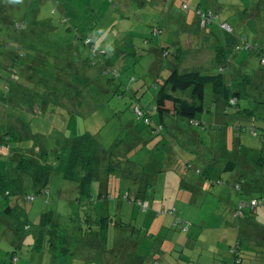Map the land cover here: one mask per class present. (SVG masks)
Returning a JSON list of instances; mask_svg holds the SVG:
<instances>
[{
  "label": "rangeland",
  "instance_id": "rangeland-1",
  "mask_svg": "<svg viewBox=\"0 0 264 264\" xmlns=\"http://www.w3.org/2000/svg\"><path fill=\"white\" fill-rule=\"evenodd\" d=\"M139 1H142L143 4L139 5ZM163 1L164 11L158 12L159 3L155 0H0V16L9 21L10 27L20 24L22 27L16 28L17 32H33L29 37V44L34 47L33 51L37 53L39 60L47 65L46 71L43 70L44 73L49 72V68L54 66L57 51L71 55V51L76 49L75 39L82 34H84V38L93 41L95 51H99L100 54L104 50L113 54V48H118L116 46L119 43L130 42V40L133 41L135 47L140 49L138 52L141 59L129 70L127 69L123 73L121 70L118 71L116 79H97L86 87V84H73L76 91L82 92L81 102L84 103V106L80 105V107L75 105L74 112L62 108L64 104L69 103L70 105L69 96H73V94L69 95V89H67L69 94L66 92L63 94L65 85L61 83L60 79H11L10 92L6 94L2 91L4 80L0 79V119L1 116L3 118V114L6 116L3 118L4 120H0V135L5 134L4 124L6 123L11 126V128L8 127L9 129L16 131V136L13 139H16L17 143L21 144L19 147L22 148L16 151L17 154L26 153L27 149H30L33 154L37 155L39 147L45 150L48 147H57L60 137L66 140L83 133H89L95 136L102 149L110 150L111 154L108 158L111 161L117 160V162H113L117 171L111 170L110 174L103 175L101 180L92 182L87 187L85 196L80 195L77 189V180L66 181L56 173L52 176L47 187L48 193L45 192L43 197H34L33 202L21 203L30 217V222L46 210L59 214V221L57 218L56 223L61 226L60 232H63L64 238L67 236L74 240L69 247L71 252L67 254L69 264H99L103 262L104 257L101 256V251L104 252V249L101 250L98 245H93V243L87 244L86 239H78L80 233L98 229L95 224L88 226V218L92 221H100L102 218L111 220V222L109 221L110 230L107 233L109 243L118 242L117 247L124 248V242H128L129 245L133 241L134 250L135 242L138 243L137 238L143 236L139 231L140 228L143 231L146 230L149 222L155 219L159 221L157 217L160 220L170 219V216L166 214L155 218L149 213H142L136 203L130 202L135 198L133 189L140 184L143 187L146 185L148 198H151L153 193L156 194L155 200H158L155 203L156 211L163 209L167 211L168 207L166 206L171 203L176 207L177 216H182L185 222L191 223L193 226L203 223H206L203 224L206 227L213 226L215 216L222 210L223 203L217 201V198L213 196L219 191L220 186H215L212 183L218 180V176L221 179H228L231 172L220 170L213 172L216 174L211 177V181L205 179L204 176L209 169L207 166L209 160L211 162L218 161L217 164L222 161L225 164L229 160L228 158L240 160L238 154H242L241 158L247 157L253 161H256L260 154L264 156V146L260 144L259 137L251 136L250 123L241 118L242 132H239L240 137L237 139L232 127L236 122V117L232 112L225 114L220 109L221 104H218L214 109L211 108V86L205 88V111L196 116V121L202 122L203 128L201 126L188 127L182 122L185 131L182 130V133L177 132L174 135L177 142L174 141L172 134H170L171 137L157 135L153 138L148 135L142 123L135 122L133 112L128 107L129 101L134 102V105L144 107L145 110L151 108L152 111L154 86L168 74L169 65H175L178 62L172 54L167 60L158 57L157 65L160 64V67L155 69V63H153L155 46L159 42L171 41L173 36L174 42H182L184 37L179 36L180 33H176L177 28H174L179 16L182 14L183 17L189 18L188 23L190 24L195 21V17L197 18L195 9L198 4L199 9L210 12L215 10L216 4L221 1L225 2L224 7H220L218 15L212 17L213 22L207 28L212 26L218 31L215 32L221 36L225 33L222 30L225 29L222 28L220 19L230 15L226 21L233 28L234 33L239 34L238 38L241 37V41L239 40L240 50L233 53L236 55L234 65L237 66L239 75L251 77L250 85H246L248 87L245 89L247 97L241 96L239 106L243 109L244 103H247L251 106V110L257 109L256 117L264 120V105H260L261 102H264V61L261 62L264 59V9L260 7V10L256 11L261 0ZM238 10L242 11L239 16L244 15L245 19L242 17L243 20H235V16H237L235 13ZM46 22L51 26L48 29L45 28ZM38 23H45L44 27ZM35 24L36 27H34ZM157 28L160 31L154 35ZM198 28L200 29V27ZM244 36L250 41V44L258 36L259 48L246 49L243 46ZM87 49L90 51L91 48L87 47ZM31 51L29 50L28 53L33 55L34 53ZM205 53L211 55V52L206 49L200 54L202 56ZM207 56L205 54L206 60ZM96 58L98 57L96 56ZM242 62L244 63L241 64ZM218 65L220 66V64ZM203 66L209 67V64L206 63ZM223 68V72L227 73V65L226 68ZM223 68L217 67L216 69L222 70ZM118 69L116 68V70ZM216 69L209 71L212 73ZM108 77L110 78V76ZM238 80H241L239 83L243 82V84L248 81V79ZM45 87L47 88L46 94H44ZM140 87V91L134 95L133 89ZM114 90L117 93L115 96ZM63 96L68 97L64 99ZM19 97L22 99L18 100ZM74 101L76 103L78 99L76 98ZM81 102L80 104H82ZM39 104L47 107L41 111L42 107H37ZM7 114L10 116L8 120H6ZM17 117H20L23 123H28V129L15 120ZM256 117L254 119L257 128L262 121L259 122ZM157 118V114L153 113L154 123ZM132 121H134V127L138 126L142 130L141 137L146 142L138 147L133 144L128 148L127 146L133 138L131 132L134 127H128L127 123H132ZM185 132H195L200 138L190 139ZM256 132L258 135L260 134L259 130ZM15 143L14 140L11 142L13 147L16 146ZM191 150L203 151L205 156L199 154L198 160L192 161L191 159L194 157L193 153L189 154ZM2 152L5 154L6 150L2 149ZM176 154L182 163L187 160L193 162V168L183 170L179 165L168 163L167 160L175 157ZM188 154L189 156L185 157ZM194 155L196 157L198 154ZM47 158L51 160L48 155ZM225 158L227 159L225 160ZM2 159L3 157L0 160V171L2 168H6L4 172H7V176L16 178L14 167L8 168L6 164L3 166ZM239 163L244 164L242 161ZM180 166L182 165L180 164ZM250 168L253 170L246 176L247 184L252 185L253 196L264 200V167L251 166ZM114 173L121 175L130 173L132 179L122 180L121 175L117 177L113 175ZM155 178L159 179L155 181ZM254 182L257 183L255 186ZM199 185L204 188L200 192L203 193V190L206 192L205 199L198 192V188H196V192L199 194L194 196L193 187ZM246 190L248 191L249 188L247 187ZM226 191L228 192L226 199L230 197L232 202L237 201L238 192L229 188H226ZM192 195L194 203L191 206H186L188 198ZM241 196L248 195L243 193ZM115 224H129L131 228H124L117 237L111 230V226ZM134 229L136 231L132 232ZM78 231L79 233L76 235ZM2 237L0 236V246H2L0 249H7L5 243L9 244L11 238L6 239L4 236L2 239ZM44 245L49 250V242ZM46 249L37 251L33 245L29 248L23 247L18 255V264H54L55 258H51L52 254ZM97 252L100 253L99 260L96 256ZM5 254L0 252V264H12L9 256L6 257ZM94 254L95 258H93ZM245 259L246 257L243 260Z\"/></svg>",
  "mask_w": 264,
  "mask_h": 264
},
{
  "label": "trees",
  "instance_id": "trees-1",
  "mask_svg": "<svg viewBox=\"0 0 264 264\" xmlns=\"http://www.w3.org/2000/svg\"><path fill=\"white\" fill-rule=\"evenodd\" d=\"M212 14L214 17L217 16L214 13ZM212 20L208 22L204 27H202V29L211 24L213 22ZM8 22L9 21H6V19H0V79H9V81L10 79H60L62 81L60 82L64 83L65 88L74 86L75 83L77 85L86 84L85 87L91 84L92 81L90 79L83 78V69L78 70L77 67H70V64L68 63V65L66 64L67 66H63V69H59L58 66L54 64V66H51L49 68V72L47 71L46 73H44V71H46L47 69V65H44L45 63H43L42 60L38 61L39 57L37 53L33 51L34 47L29 44L27 36H24L22 34L23 31H16V24L14 26H11V28ZM197 22L199 24L198 16ZM221 25L228 24L221 23ZM36 26L37 25L35 24L34 27ZM230 29V31H222L226 34V40L229 43H232V41H234L235 35L233 28L230 27ZM156 30L158 32L160 31L159 28H157ZM88 40L89 43L86 44V40L83 39L81 44L84 47L87 46L93 49V41L90 39ZM243 40V46H245L246 49L249 50V48L252 47H255L256 49L259 48V46L251 45L246 39V36L243 37ZM129 46L131 45L127 44L124 48H118L115 52V58L117 59L120 54H124L128 56V58H135L133 63L130 66H126L118 70L114 69V66L110 68H104V70L101 72V74L105 77L104 79H116L115 77H117L119 74L118 71L121 70L123 73V71L127 69L129 70L136 62H138V56H135L134 52L126 53L125 49ZM233 47H235V43L233 44ZM238 49L240 50V48ZM29 50H32L31 52H33L34 54L30 55L28 53ZM93 52L96 53V56L98 58L100 57V54H97V52L99 51ZM225 52L226 50H223V52L220 53L218 52V56L223 55V59H218L217 63H223V66H226L227 64L225 60L226 58H224L227 55ZM231 52L232 51L230 50L228 51V53ZM90 53L91 50L89 51V54ZM169 54L175 56L173 53ZM28 58L30 60L29 62ZM6 61H9V63L5 65ZM261 62L263 61L261 60ZM108 76H110V78ZM241 79H248V81L243 84V82L239 83L241 82V80L235 79L231 84H229L227 83L224 74L222 73V71L220 72V70L216 71V73H204L203 71L198 70L179 72L177 68H173L168 72V74L161 82L154 86V105L152 112L156 113L158 117L155 123L152 119L153 113L150 114V112L148 110H145L144 107L134 105V102L129 103L128 107L133 112L135 122L142 123L144 128H146L145 130L149 136L153 138L157 135L168 137V135L172 134L174 136L176 133L175 130L178 128L181 131H185V127L181 124L182 122L185 123L188 127L201 126L203 128V123L200 121H196V116L202 114L205 111V88L207 86H211V108L214 109L218 104H221L220 109L225 114L232 112V114L236 117V122H234L232 126L235 137H237L238 139L240 135L239 132H242V118L250 123V133L256 137L258 136L260 144L264 146V120L262 121L261 118H257V109L251 110V106L247 103H244L245 107L243 109H241L239 106V100L240 98H242L241 96L244 95L245 97H247L245 89L248 87H246V85H250L249 79H251V77H249L248 75H242ZM46 89L47 88L45 87L44 94H46ZM9 90L10 89H8L7 93L10 92ZM81 94L82 92L80 90L76 92L78 98H81ZM116 94V90H114V96ZM80 102L81 100H79V104ZM43 103L45 102L43 101ZM260 105L263 106L264 102H261ZM37 107H42V111L47 106L44 107L43 104L42 106H40L39 104L37 105ZM136 107L139 108L142 112V117L140 119H137L134 114V108ZM254 117H256L259 122L262 121L261 125L257 126V128L255 126L257 123H255L256 120L254 119ZM15 120L26 126V129H28V123H23L20 117L15 118ZM133 123L134 121H132L131 123V128L134 127ZM8 127L11 128V126L8 124V126L5 127V134L0 135V148L6 150L5 154H1L0 151V160L3 157V166L6 164V166L8 165V168H10L11 166L14 167L16 178L7 176V172H4V170L6 171V168H2V170L0 171V204H2L3 206L2 211L4 213L9 212L8 214H10V212H12L15 207L16 209L17 207H20V210H25V208L22 207V202H33L34 197L44 196L45 192L48 191L47 187L51 181L52 176L56 173L60 174L66 181L74 182L77 180V189L79 190L81 196H85L87 195V187L90 186L92 182L101 180V177L105 174L107 175L111 170L115 172L117 171V168H114L113 166V162H117V160L115 159V161H111L108 158L111 154L110 150L102 149L97 139L92 134L83 133L66 140L63 139V137H60V140L57 141V147H48L47 150L39 147L37 148V155L33 154V151H31L30 149H27L28 152L26 153L17 154L16 151L22 149L19 147L21 146V144L17 143L16 139H13L16 136V131L13 129H9ZM256 130L260 131L259 135L257 134ZM141 132L142 130H140L138 126L134 127L133 132H131V134H133V138L130 140V144L129 146H127L128 148L133 146V144L138 147L142 143L146 142V140L141 137ZM27 136L28 135L26 134V137ZM13 140L14 142H16L15 147H13L11 144ZM18 142H20V139H18ZM127 152L128 149L126 153ZM47 155L51 157V160H48ZM125 157H127L126 154ZM197 157L198 156H196V158ZM238 157L240 159L238 161L234 160L233 158H228L229 160H227L225 164H223V162L220 160L221 165L217 169V172L222 170L223 172H231V175L232 173H235L236 178L235 180H232L233 184L230 183L231 175L228 179L224 180L221 179L220 176H218V180L216 182H213L212 184L217 185L220 183V181L231 184L233 189L237 190V192L240 194L241 199L239 200V204L241 202L250 204L249 207L241 208L240 216L235 215L236 217L240 218L246 215V213L252 214L258 207L264 206V203L260 197H255L252 195V185L247 184L246 179L247 174H249L253 170V168H250L251 166L260 168L264 167V156L260 154L259 158L256 161H253L252 159H249L245 156V159L241 158L242 154H238ZM9 159H11V161H9ZM226 159L227 158H225V160ZM239 161H242L244 164H238ZM212 162L217 164L218 161L213 160ZM193 164V162L187 160L183 163L182 167L185 168V170L191 169L193 168ZM207 166L209 169L204 178L211 181V177L213 176L211 174L214 172L215 165L213 164L212 166H209L208 164ZM196 172H198V170H196ZM113 175L119 177V175L121 174L114 173ZM121 177L122 180L132 179L130 173L123 174L121 175ZM255 184L257 183L254 182V186ZM247 187L249 188L248 191L246 190ZM133 191H135V198L130 202L136 203L142 213H149L153 217L166 214L172 217V226L177 232L188 231L190 223L185 222L184 220L179 218L174 208L168 207L167 211L165 209L159 211H156L157 209H153L156 194L153 193L151 198H148L149 196L147 195L146 185L145 187H143V185L140 184L136 186ZM243 193L248 196L250 194L251 197H242L241 195ZM11 201L14 204L13 207L9 205V202ZM252 203H255L256 205L252 207ZM145 204L146 206H144ZM237 210L238 206L235 208L234 214ZM58 215L59 214L57 212L46 210L40 213L39 218L35 222L29 221L30 223H28V226H24V229L33 228L30 232H34L36 235V241L33 244L34 248L37 251H41L43 250V248H47V252L49 251L52 254L51 258L70 254L71 249L69 250V247L71 246V242H74L72 238L69 239L67 236H65L66 238H64L63 232H60L59 229L61 226L56 223L57 218L59 221ZM109 221L111 220L105 218H102L100 221H92L88 218V226L91 224H95L98 229L97 231H87L86 233H80L78 239H86L88 242L87 244H98L101 250H103V242H105L106 240L107 223ZM78 233L79 231L76 233V235ZM48 242L49 250L48 247L44 245L46 243L48 244ZM238 246L241 250V246ZM239 248L238 250H233L232 254L233 256L236 255L241 262V259H243V257ZM9 260L12 264H18V252L16 250L11 251Z\"/></svg>",
  "mask_w": 264,
  "mask_h": 264
},
{
  "label": "crops",
  "instance_id": "crops-1",
  "mask_svg": "<svg viewBox=\"0 0 264 264\" xmlns=\"http://www.w3.org/2000/svg\"><path fill=\"white\" fill-rule=\"evenodd\" d=\"M130 1V0H127ZM134 1V0H133ZM158 2L157 10L158 12L164 11V4L163 0H155ZM167 1V0H165ZM112 3H114L112 1ZM139 5L143 4L142 1H139ZM217 6L214 8L215 10L210 11L216 15H218V11L220 7H224L225 2L221 1L220 3L216 4ZM261 5V6H260ZM260 7L264 9V0L259 1L258 8L256 11L260 10ZM195 10H202L199 9V4L196 6ZM204 11V10H203ZM242 13V11L238 10L235 14V20H243L242 17L244 15L239 16ZM258 13V12H257ZM257 15V14H256ZM230 16V15H229ZM229 16L226 18L220 19L222 21L221 23H227L226 20ZM5 17V16H3ZM1 19V16H0ZM5 19V18H2ZM245 19V17H244ZM224 20V21H223ZM189 18L183 17L182 14L178 18V22L175 24L174 28H177L176 33H180L179 36L184 37L183 41L180 43L174 42V36L173 39L166 40L164 42H159L153 49L155 59L153 63H155V69L160 67V64L157 65L158 57H160L162 60L166 59L171 56L169 53H173L177 59V63L174 65L170 64L168 71H170L171 67L177 68L179 72H188L193 70L198 71H209L211 69L223 68L226 66H220L216 63L218 59H223L222 56H218V52H223V50H226V62H227V73H224V68L216 69L214 72L222 71V73L225 76V79L227 83L231 84L233 80L235 79H241L242 75H239L237 71V66L234 65V58H236V55L233 54L236 50H239V40H241V37L238 38L239 34L234 33L235 38L232 43H229L226 40V34L221 33L220 36L212 26L209 28L199 29L197 18L195 17V21H192L190 24L188 23ZM260 21V20H259ZM47 25L45 28H50V24L46 22ZM45 23H39L40 26L44 27ZM228 24V23H227ZM195 27V29H194ZM261 30V29H260ZM217 31V32H215ZM19 32V31H18ZM223 32V31H222ZM24 36H27V40L29 42L30 35L33 34L32 31L23 32ZM200 34V35H199ZM83 35L79 38H76L74 41L75 48L73 51H71V55H66L64 52H56L55 59V65L58 66L59 69H63V66H67L70 64V67L78 68V70L83 69V78L84 79H90L92 82L97 79H104L105 77L101 74V72L104 70V68H110L114 66V69L116 68H124L126 66H130L135 58H128V56L124 54H120L118 58H115V52L118 48L125 47L127 44H130L131 46L127 47L125 49L126 53L134 52L135 56H138V61L141 59V55L139 54V48L135 47L132 40L130 42H124L119 43L116 47L113 48V54L110 52L104 50L101 54L100 52H97V54H100L99 58H96L95 46H93V49L91 48V53L89 54V50L84 47L81 42L83 40ZM88 35V34H85ZM83 37V38H82ZM88 38H84V40H87ZM257 39H253V42H251V45L257 44ZM91 40V39H90ZM248 40V39H247ZM147 41V40H146ZM249 41V40H248ZM79 42V43H78ZM250 42V41H249ZM145 43V42H144ZM235 43V47H233V44ZM80 45V48H79ZM206 49V51H210L211 55L207 54V60L205 57V54L201 56V52ZM232 49V50H231ZM232 51L231 53H228V51ZM90 55V56H89ZM95 60V61H94ZM245 60V59H244ZM28 58V62H29ZM38 61H41L38 59ZM9 61L5 62V65L8 64ZM41 63V62H40ZM68 63V64H67ZM208 63L209 67H204L203 65ZM242 62L241 64H243ZM65 64V65H64ZM67 64V65H66ZM134 66V65H133ZM181 66V67H180ZM235 68H234V67ZM172 68V69H173ZM171 69V70H172ZM211 72V71H209ZM158 79V78H157ZM3 89L2 91L6 94L9 89V84L11 82L9 79H3ZM11 80V79H10ZM102 83V81H101ZM109 83V81H107ZM20 84V83H18ZM72 85V84H70ZM144 86V85H143ZM142 87V86H141ZM140 88L133 89L134 95H136ZM67 89L70 90V94L67 93ZM67 93L69 95L73 94V96H69L70 105L64 104L62 108L68 109L70 112H74L75 105L80 107V105L84 106V103L79 104V100L81 98H78L76 95V90L74 86L65 88L64 93ZM109 94V91H108ZM75 95V96H74ZM68 96H63L62 98H67ZM78 99V101L75 103V99ZM18 100H21L22 98H17ZM129 103H133L131 100ZM63 105V101H62ZM153 109V108H152ZM147 110L152 114L151 108H147ZM6 120L10 116H8ZM6 117L5 114H3V118ZM1 116V119H3ZM4 120V119H3ZM128 126H131V123H127ZM5 127L8 126V124H4ZM176 129V128H174ZM175 132L182 133V131L178 128L175 130ZM175 133V134H176ZM187 134V133H186ZM190 139L196 140L197 138H200L197 133L193 132L190 134H187ZM253 136V135H251ZM170 137V135H168ZM174 137V136H173ZM240 137V135H239ZM172 140V139H171ZM173 141V140H172ZM174 141H176L174 137ZM173 141V142H174ZM200 141V140H199ZM142 142V141H140ZM174 142V143H175ZM1 145V144H0ZM140 146V145H139ZM1 154L2 148H0ZM193 153V157L191 160L196 161L198 158L195 157L194 154H205L203 151H195L191 150L189 154ZM189 154L185 157H188ZM215 161V160H214ZM167 162L176 165H179V167L183 166L182 161L177 158V154L175 157H171L167 160ZM180 164L182 166H180ZM215 165L214 172H217V169L220 167L221 163L215 164L214 162L209 161V166ZM183 168V167H182ZM180 169V168H179ZM185 170V168H183ZM215 175V174H211ZM186 176V175H184ZM236 175L235 173H232L231 175V181L230 183L233 184L232 180H235ZM159 178H156L158 180ZM224 180V179H223ZM215 186H220L219 191L213 195L215 198H217V201L220 203H223V208L220 211V213H217L215 216V223L213 226L206 227L203 224H199L197 226H193L190 223V226L188 228V231H181L177 232L173 228V219L172 217H169L170 219H163L160 220L159 217L152 222L148 223V227L146 230H142L140 228V233L143 235L142 237L137 238V242H135V250H134V242L131 241V243L128 245V242H124V248L117 247L118 242L115 243H109L108 240V230H110V223H107V232H106V240L103 242L104 246V252L101 251L102 257H104L103 262L99 264H146L147 262L150 264H264V206H260L261 208H257L254 213H246V215L242 217H236L234 214L235 208L239 204V200L241 199L240 194L238 193V199L235 202H232L230 200V197L226 199L227 197V191L226 188L232 189L237 193V190L233 189L231 184L224 183V181H220L219 184ZM196 188H198V192L204 188H201L199 185L198 187H193V190L195 192L194 196L198 195L199 193L196 192ZM201 188V189H200ZM74 191V190H73ZM47 193V192H46ZM204 193V194H203ZM202 196H204L203 199L207 197L206 192L203 190ZM209 195V194H208ZM201 196V197H202ZM43 197V196H42ZM248 197H251L250 194ZM229 199V200H228ZM45 201V200H44ZM193 201V195L188 198L187 205L191 206ZM263 203L264 200L262 199ZM8 202V200H7ZM158 200H155V203H157ZM154 203L153 209H157V205ZM162 203V202H161ZM9 205L13 207L12 201L9 202ZM164 208V204L162 206ZM166 207H172L176 210V207L171 205V203ZM3 206L0 204V236L2 239L5 238H11V241L9 244L5 245L8 247L7 249H0V252H3L6 257L11 255V251L16 250L18 252L22 251V248L24 247H31L35 241H36V235L34 232H30V229H24V226L27 225L30 217L26 210H20V207H15V209L8 214L7 212L4 213L2 211ZM8 211V210H7ZM41 211V210H39ZM29 212H32V210H29ZM177 213V210H176ZM182 219V216H179ZM39 218L37 215L34 222ZM156 218V217H155ZM184 220V218L182 219ZM111 222V221H110ZM27 223V224H26ZM31 225V224H30ZM136 226V225H135ZM186 227V226H185ZM124 228H131V225L127 224H120L112 225L111 230L115 233V235L118 237V233L123 231ZM136 230H132V232H135ZM143 231V232H142ZM138 232V231H137ZM31 234V235H30ZM140 236V235H139ZM72 244V242H71ZM98 245V244H96ZM241 246V250L239 246ZM127 246V248H126ZM2 247V246H0ZM120 248V249H118ZM239 250L242 253L243 259L246 257L245 260L241 259V262L237 258V256H233L232 251L233 250ZM131 251V252H130ZM100 253L97 252L96 256L99 260ZM63 257H65L63 262ZM196 257V258H194ZM95 258V254L93 256ZM202 259V260H201ZM69 256L67 254L63 256H56L54 264H69ZM195 261V263H194Z\"/></svg>",
  "mask_w": 264,
  "mask_h": 264
},
{
  "label": "built area",
  "instance_id": "built-area-1",
  "mask_svg": "<svg viewBox=\"0 0 264 264\" xmlns=\"http://www.w3.org/2000/svg\"><path fill=\"white\" fill-rule=\"evenodd\" d=\"M196 12H197V16L199 18V25H200L201 28L204 27L208 22H210L213 19L212 17H214L212 13L207 12V11L198 10ZM21 27L22 26L20 24H17L16 25V28H21ZM222 28H224L227 31H230L231 30L228 25H222ZM157 33H158V31L155 30L154 31V35H156ZM85 42L87 44V43H89V40L87 39ZM262 61H264V59H262ZM134 114H135V116H136L137 119H140L142 117V112L137 107L134 108ZM251 205H252V207H254L256 204L255 203H252ZM144 206H146V204ZM249 206H250V204L245 203V202H241L240 204H238V210L236 211L235 215L236 216H240V214H241V208L249 207Z\"/></svg>",
  "mask_w": 264,
  "mask_h": 264
}]
</instances>
